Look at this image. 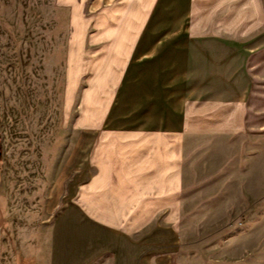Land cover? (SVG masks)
Wrapping results in <instances>:
<instances>
[{"label":"crops","instance_id":"1","mask_svg":"<svg viewBox=\"0 0 264 264\" xmlns=\"http://www.w3.org/2000/svg\"><path fill=\"white\" fill-rule=\"evenodd\" d=\"M104 1L115 4L100 10ZM54 2L68 14L74 41L69 48L88 51L99 70L96 78L84 77L96 84L83 89L82 116L71 124L78 137L70 142L65 172L56 176L66 179V188L57 193L58 202L51 198V207H59L49 222L45 264H151V257H159L150 252L154 247H141L153 242L156 230L140 241L139 226L155 211L179 209L186 193L187 135L203 131L201 112L195 111L193 123L188 119L187 98L206 91L248 99L257 88L261 123L250 126L246 118L235 123L226 113V119L205 125L229 133L255 126L264 130V41L204 37L209 30L237 32L235 26L220 29L208 22L219 18L213 12L219 0ZM244 3L254 12L260 7L239 0L235 8L248 11ZM94 6L100 23L91 27L86 41L79 37L76 43L75 35L85 30L76 21ZM202 82L211 84L203 89ZM92 99H100L94 119Z\"/></svg>","mask_w":264,"mask_h":264},{"label":"rangeland","instance_id":"2","mask_svg":"<svg viewBox=\"0 0 264 264\" xmlns=\"http://www.w3.org/2000/svg\"><path fill=\"white\" fill-rule=\"evenodd\" d=\"M238 1L219 0L213 11L219 18L208 22L246 28L208 29L204 37L264 41V0H252L260 3L255 12L246 3L248 11L235 8ZM106 3L99 9L115 4ZM98 7L77 19L85 30L75 35L76 43L99 25ZM67 16L54 0H0V264H45L49 222L59 207H51V198L66 188V179L56 176L65 172L70 142L78 137L71 124L82 116L83 89L96 84L84 78H96L99 70L88 51L69 48ZM210 84L202 82L203 89ZM254 91L248 99L206 91L187 98L188 119L193 123L195 111L201 112L203 131L187 135L186 193L179 209L155 211L139 226L140 241L156 230L153 242L141 247H154L150 252L159 257H151V264H264V130L229 133L205 125L226 113L235 123H261L262 91ZM99 101H91L92 119Z\"/></svg>","mask_w":264,"mask_h":264}]
</instances>
